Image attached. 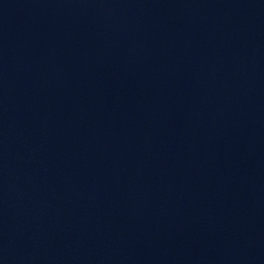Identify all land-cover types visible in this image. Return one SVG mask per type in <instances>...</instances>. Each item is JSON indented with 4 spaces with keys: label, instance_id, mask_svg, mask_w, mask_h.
<instances>
[{
    "label": "water",
    "instance_id": "obj_1",
    "mask_svg": "<svg viewBox=\"0 0 264 264\" xmlns=\"http://www.w3.org/2000/svg\"><path fill=\"white\" fill-rule=\"evenodd\" d=\"M0 264H264V0H0Z\"/></svg>",
    "mask_w": 264,
    "mask_h": 264
}]
</instances>
